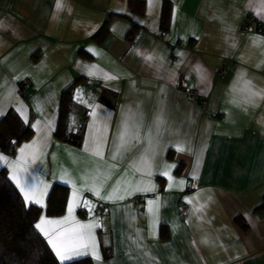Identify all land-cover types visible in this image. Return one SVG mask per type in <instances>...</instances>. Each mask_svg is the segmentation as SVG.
<instances>
[{"label":"crops","instance_id":"crops-1","mask_svg":"<svg viewBox=\"0 0 264 264\" xmlns=\"http://www.w3.org/2000/svg\"><path fill=\"white\" fill-rule=\"evenodd\" d=\"M71 86L79 148L54 137ZM8 111L32 136L0 150V169L42 210L35 225L85 237L63 264H264V0H0V119ZM55 185L65 206L49 216Z\"/></svg>","mask_w":264,"mask_h":264},{"label":"trees","instance_id":"trees-1","mask_svg":"<svg viewBox=\"0 0 264 264\" xmlns=\"http://www.w3.org/2000/svg\"><path fill=\"white\" fill-rule=\"evenodd\" d=\"M142 3V2H141ZM93 37L102 43L108 36V24ZM161 27L166 31L169 24V5L164 3L161 14ZM139 28L132 25L126 35L131 42ZM66 89L61 96L57 126L54 137L60 142L79 148L82 143V128H74L69 121L73 111L71 91ZM32 130L24 125L14 111L0 119V150L12 155L21 143L29 140ZM67 189L55 185L47 199L46 214L56 216L63 212ZM42 210L26 206L22 197L9 181L6 171L0 169V264H60L34 225ZM64 264H92L87 257Z\"/></svg>","mask_w":264,"mask_h":264},{"label":"snow or ice","instance_id":"snow-or-ice-1","mask_svg":"<svg viewBox=\"0 0 264 264\" xmlns=\"http://www.w3.org/2000/svg\"><path fill=\"white\" fill-rule=\"evenodd\" d=\"M21 151L23 152V149H21ZM0 160H6L5 157L0 156ZM13 180L16 181L17 185L20 187V190L22 192H24V196H25V200L26 201H34L36 204H41L42 201L41 199H39L36 196V193L33 189H28L25 190L24 185H22L20 183V178L17 175H13L12 177ZM96 195H99V192L96 191ZM76 193H73V197L75 199ZM87 203V202H85ZM73 203L70 202L69 203V213H71L72 208H73ZM67 219V218H66ZM53 223H62L61 221H49V220H45L43 217H41V220L39 223H37L35 225V227L45 236V237H49L48 239V243L51 245V247L53 248V250L55 251L56 256L58 257V259L62 262L67 261L72 259V256L69 255L70 252H75L76 255H81L82 253H80L79 251H77L76 249L81 248V247H87L86 243H83L85 237L83 235V233L81 232L78 237L77 240L81 241L80 243H70L67 239H66V233L64 232H60L57 233L54 237L50 236L49 231L46 230V228L44 227V225L46 224H53ZM92 227L91 225H80L79 228L83 229V228H90ZM72 231H76V229H73Z\"/></svg>","mask_w":264,"mask_h":264},{"label":"built area","instance_id":"built-area-1","mask_svg":"<svg viewBox=\"0 0 264 264\" xmlns=\"http://www.w3.org/2000/svg\"><path fill=\"white\" fill-rule=\"evenodd\" d=\"M251 21L253 23H257V21L252 18ZM249 27L248 25H244L242 27V31L246 32L248 31ZM262 31V29L260 30ZM215 73L219 76H224L225 75V71L222 67H219L217 69H215ZM29 85L28 81H23L21 82L20 84H18V93L21 95V96H25L26 93H25V89L26 87ZM177 89L178 91L182 92L189 100H195L197 98V95L194 91H190V90H187L183 87V85L180 83L178 84L177 86ZM198 104L201 106V107H205L206 106V100L203 98V99H200L198 101ZM75 126L76 127H80L81 126V122L80 121H77L75 123ZM187 185L190 187L191 186V182L188 181L187 182ZM105 211V207L104 206H101V208L98 210V212H103ZM177 211H178V215L181 219L184 218L185 214H186V211H187V206L186 204L184 203H180L178 206H177Z\"/></svg>","mask_w":264,"mask_h":264}]
</instances>
